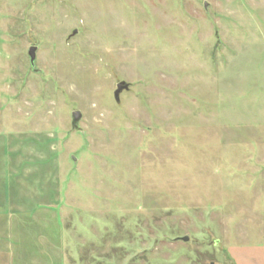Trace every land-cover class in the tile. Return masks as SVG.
Segmentation results:
<instances>
[{
	"label": "rangeland",
	"instance_id": "rangeland-1",
	"mask_svg": "<svg viewBox=\"0 0 264 264\" xmlns=\"http://www.w3.org/2000/svg\"><path fill=\"white\" fill-rule=\"evenodd\" d=\"M261 247L264 0H0V264Z\"/></svg>",
	"mask_w": 264,
	"mask_h": 264
},
{
	"label": "crops",
	"instance_id": "crops-1",
	"mask_svg": "<svg viewBox=\"0 0 264 264\" xmlns=\"http://www.w3.org/2000/svg\"><path fill=\"white\" fill-rule=\"evenodd\" d=\"M231 256L235 264H264V247L233 250Z\"/></svg>",
	"mask_w": 264,
	"mask_h": 264
},
{
	"label": "water",
	"instance_id": "water-1",
	"mask_svg": "<svg viewBox=\"0 0 264 264\" xmlns=\"http://www.w3.org/2000/svg\"><path fill=\"white\" fill-rule=\"evenodd\" d=\"M204 7H206V3H204ZM35 50L36 48L34 46L30 47L28 50V57H29V63L31 66V69H34V62H35ZM128 85L125 84L124 82H119L116 86L115 91L113 92V99L118 102V97L121 94L122 91L127 90ZM81 114L79 111H73L71 113V126L73 129H77V123L80 120ZM181 241L187 242L188 238L187 237H182L180 238ZM214 245L217 244V241L213 242Z\"/></svg>",
	"mask_w": 264,
	"mask_h": 264
}]
</instances>
